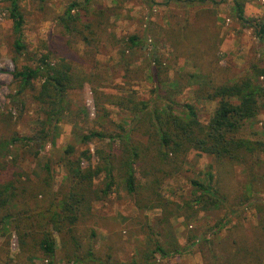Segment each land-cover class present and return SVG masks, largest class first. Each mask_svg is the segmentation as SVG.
<instances>
[{
    "label": "rangeland",
    "instance_id": "374dc122",
    "mask_svg": "<svg viewBox=\"0 0 264 264\" xmlns=\"http://www.w3.org/2000/svg\"><path fill=\"white\" fill-rule=\"evenodd\" d=\"M84 1L18 0L24 20L21 42L25 45V50L19 54L15 51L17 35L9 17L10 0H0V142L9 141L14 136L21 139L9 144L0 156V165L15 160L17 171L23 174L22 179L28 178L31 187L39 188L33 207L45 203L51 194L44 183L49 163L52 192L57 199L67 192L69 183L61 157L68 145L73 147L70 159L78 161L81 169L101 166L97 151L107 150L108 142L94 139L83 143L81 138L90 132L114 136L130 127L129 111L111 104L112 97L150 100L153 83L147 66L152 57H156L167 70V82L161 89L168 91L165 101L175 105V115L185 117L177 107L190 104L200 123L206 125L217 106L216 101L196 99L195 90L208 82L206 76L201 75L191 59L176 57L163 34L182 18L184 10L180 5L175 2L164 5L165 0L92 1L88 6L90 9L101 5L115 10L109 19L107 34L119 41L112 45L107 38L96 51L94 46L85 45L80 37L64 34L57 24L70 3L83 4ZM232 6V2L227 1L216 8V26L221 42L216 53L217 71L210 76L215 83L255 76L257 72L253 67L264 69V43L256 38L250 26L235 20ZM195 10L192 9L191 13ZM244 14L257 23L263 22L264 0L246 3ZM131 35L143 38V46H126L125 41ZM43 55H48L49 63L54 66L65 60L73 72L86 77L81 89L68 92L64 117L51 124L47 122L44 109L33 100L42 78L33 80L32 88L23 93L19 92V82L14 78L16 72L26 67H37ZM255 83L264 88V76L257 77ZM163 109H166L165 105ZM41 131L47 133L43 140ZM133 137L144 141L137 133ZM238 137L264 141V109L254 120L244 124ZM115 149H118V143ZM253 159L256 163L252 171L247 172L238 165L219 167L214 157L190 152L183 169L160 187L161 197L173 205L170 208L174 214L168 222L163 221L162 211L152 205L138 208L126 192L124 179L115 173L111 193L102 201L91 203L92 217L83 223L84 229L79 232L96 231L95 253L107 258L108 264H129L137 257L138 249L147 246L144 224L150 227L151 234L164 248L188 249L187 253L160 264H218L232 238L243 237L251 243L260 233L256 205L264 203V154L255 153ZM135 176L142 184L139 171ZM104 177L102 173L93 180L94 189L104 188ZM9 180L7 173L0 178V185ZM192 181L209 184L230 196L228 205L234 212L231 214L228 208L213 206L186 222L181 215L183 203L192 202L197 195ZM6 214L7 211L0 209V259L9 258L14 264H47L48 259L40 252L33 251L32 256L21 253L15 224L8 221ZM225 219L224 228L219 230ZM52 234L56 264H71L66 261L59 234ZM262 255L264 257V251Z\"/></svg>",
    "mask_w": 264,
    "mask_h": 264
},
{
    "label": "trees",
    "instance_id": "16d2710c",
    "mask_svg": "<svg viewBox=\"0 0 264 264\" xmlns=\"http://www.w3.org/2000/svg\"><path fill=\"white\" fill-rule=\"evenodd\" d=\"M92 1L94 0H85L83 4L70 3L63 16L58 18L57 24L64 34L78 36L85 45L94 46L98 51V46L107 38L112 45L119 41L114 39L113 35H108L109 19L115 10L101 5L90 9L88 6ZM227 1L232 2L235 20L250 26L256 38L264 43V21L257 23L244 14L245 4L252 0L164 1V5L175 2L184 10L182 18L178 19L169 30L163 31L165 39L175 51L176 57L191 59L208 81L195 90L196 99L217 102L213 117L208 124L200 123L196 110L190 104L177 107L185 117L173 113L176 107L165 101L168 91L163 92L161 89L162 84L167 82V70L156 57L154 59L152 57L147 66L153 83L152 98L148 101H135L131 98L112 97L111 104L129 111L132 118L130 127L122 129L114 136L90 132L81 138L83 143L94 139L108 142L107 150L97 151L101 166L81 169L78 161L70 159V154L73 152L71 145L62 152L61 163L65 168L69 187L61 199H57V195L52 192L53 178L50 163L46 168L44 183L51 194L47 201L38 207H33L32 202L37 199L36 193L39 188L31 187L28 178L22 179L23 174L17 171L15 160L10 164L0 165V178L7 173L10 176L7 184L0 185V209L7 211L8 221H13L15 224L21 253L32 256L33 251H37L48 259L47 264H56L55 241L52 234L56 232L61 238L67 262L108 264L107 258L97 256L95 253L96 231L87 229L80 233L79 230L84 229L83 223L92 217L91 203L102 201L111 193L115 185V173L124 179L126 192L138 208L152 205V208L162 211L163 221L168 222L174 214L170 208L173 205L161 197L160 187L165 180L183 169L185 159L190 152L214 157L219 167L227 164L238 165L247 172L252 171L256 163V159H253L254 154H264V141L241 139L238 134L247 121L254 120L264 109V88L255 83L257 77L264 76V69L253 67L257 72L255 76H243L238 80L221 83L212 82L210 77L217 71L216 53L221 42L220 31L216 26V8ZM192 9L196 10L191 13ZM9 17L17 35L15 51L20 54L25 50V45L21 42L24 20L18 0H10ZM142 41L143 38L131 35L125 43L130 48H136L143 46ZM39 77L43 82L33 95V100L41 105L48 124H51L50 122H57L64 117V104L68 92L81 89L86 77L73 72L65 60H61L55 66L51 65L48 55L41 56L34 69L26 67L14 74V78L19 82L20 93L31 89L32 81ZM164 105L166 109H163ZM134 133L144 141L135 139ZM40 134L42 140L45 134L47 135L43 131ZM20 140L14 136L9 141H1L0 156L9 144H15ZM116 143H118L117 150ZM137 171L141 174L142 184L135 176ZM102 173L105 176L104 188L96 190L93 187V180ZM191 185L197 195L192 202L183 203L181 215L186 222L200 211H206L213 206L228 208L231 214L234 212L232 206L228 205L230 196L222 194L218 188L198 181H192ZM195 206L198 209H194ZM256 211L260 231L257 238L251 243L242 239L243 237L232 238L218 264H264L262 255L264 203H257ZM225 221L226 219L221 222L219 230L224 228ZM144 228L147 246L138 249L137 257L129 264H160L162 261L188 252L187 248H164L153 237L150 227L144 224ZM0 264L14 263L9 258H5L0 259Z\"/></svg>",
    "mask_w": 264,
    "mask_h": 264
}]
</instances>
